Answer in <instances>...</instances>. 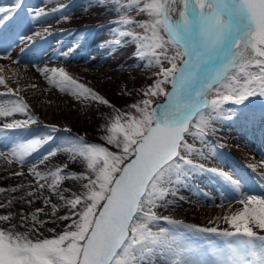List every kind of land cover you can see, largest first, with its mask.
Segmentation results:
<instances>
[{
  "label": "snow or ice",
  "instance_id": "obj_1",
  "mask_svg": "<svg viewBox=\"0 0 264 264\" xmlns=\"http://www.w3.org/2000/svg\"><path fill=\"white\" fill-rule=\"evenodd\" d=\"M90 6L111 8L117 15L135 6L138 13L147 14L148 19L139 27L150 36L132 31H119L118 36L138 42L133 51L138 58L144 56L145 48L151 50L153 59L149 62L159 68L158 78L143 92L144 99L129 106L134 113L116 109L111 117L102 139L115 150L69 136L65 138L68 143L53 147L39 160L43 164L65 153L70 161L82 158L84 172L61 174L62 168L56 167L42 173L36 165L29 167L39 189L47 184L69 208L68 215L57 219L71 223L52 237L41 238L40 228L47 221L37 213L43 209L29 215L21 212L19 225L12 212L0 214V264H264V197L247 194L242 177L202 162L215 155L208 137L217 131V124L240 121L264 125V0H129L127 5L121 0H90ZM21 7L19 3L11 8L0 7L2 49L16 43L29 46L36 38L51 35L47 29L32 35H26L25 30L30 20L46 18L66 5L61 3L48 12L40 8L34 16L18 17ZM14 20V28H9ZM134 23L124 16L113 21L114 25ZM87 38L85 33L82 39ZM41 71H50L49 82L81 103L116 107L63 68ZM2 84L4 80L0 79ZM166 84L171 85L170 91L164 87ZM125 93L130 95L126 88ZM3 95L0 116L24 113L28 108L22 100L3 99ZM160 95L165 97L164 102L153 105L152 97ZM252 98L259 101L258 105ZM38 123L31 114L24 120L6 123L0 128V142L12 134L7 130H28ZM45 127L50 131L9 142L0 148V157L10 153L24 165L26 158L60 132L55 125ZM190 139L198 141L200 147ZM62 167L68 169L70 165L64 163ZM205 175L219 178L229 191L238 193L229 202L240 203L242 210L216 218L223 219L228 228H199L157 214L158 209L178 201L190 202L179 194L182 189L193 196L204 194L195 181ZM67 179L80 182L70 196L64 194L68 189L59 187ZM12 203H0V209ZM52 208L54 215L56 205ZM162 221L172 227L162 226ZM18 227L25 230L19 231ZM200 233L224 240L220 244H198Z\"/></svg>",
  "mask_w": 264,
  "mask_h": 264
},
{
  "label": "rangeland",
  "instance_id": "obj_2",
  "mask_svg": "<svg viewBox=\"0 0 264 264\" xmlns=\"http://www.w3.org/2000/svg\"><path fill=\"white\" fill-rule=\"evenodd\" d=\"M12 1L0 4V6L4 5L6 8V5L9 7L12 3V6H15L22 0ZM27 1L30 6L29 14L32 16L40 8L48 12L61 3L69 2L70 6L46 18L30 20L25 30L26 35H32L34 32L43 33L47 29L51 35L46 33L42 39L36 38L29 46L24 43H16L7 50L0 48V79L4 80V84L0 85V94H4L3 99H20L28 106L24 113H13L7 117L0 116V128L14 120L26 119L28 114L39 121L38 124L30 125L28 130H7L12 134L8 140L0 142V148L7 147L9 142L23 141L47 133L50 130L45 126L48 125L57 126L60 132L53 134L55 139L52 142L42 146L36 153L26 158L24 165H21L18 159L10 153L0 157V188L4 189L3 192H0V203L13 202L11 207L0 209V214L12 212L15 216L14 222L19 225L21 212L29 215L36 209H43L42 213H37L38 217L47 221L40 228V232L43 234L41 238H50L55 233L63 231L66 225L71 223V221L57 219L58 216L68 215L69 208L64 201L59 199L58 195L47 187V184L44 189H39L37 179L33 173L29 172V167L36 165V170L42 173L53 171L56 167L62 168L61 174L84 172L86 167L82 158L70 161L65 153H59L43 164L39 163L41 157L53 147L68 143L65 138L69 136L83 137L88 143L100 144L110 150H115L112 145H107L106 141L102 139L106 135L105 128L111 123V117L116 115V109L134 113V110L129 106L145 98L143 92L158 78L156 73L159 68L149 62L153 59L150 49L145 48L144 56L138 58L133 55L134 49L138 48V42L131 37L118 36L119 31H132L142 37L150 36V33H145L139 27L140 22L148 19L147 14L138 13L135 6L127 12H120L117 15L111 8L90 6V0H76L74 4H71L74 0ZM121 2L127 5L129 0H121ZM77 3L79 5H75ZM65 16L67 19L62 18ZM121 16L136 23L114 25L113 21H118ZM90 23L93 27L96 23V26H100V30L94 33L95 39L91 45L88 44L86 47V43H81L84 49L83 51L78 50L74 46L78 40H81V37H75V33L71 36L70 34L75 29L82 31L80 29L82 27L84 30L80 33H84L89 29L87 24ZM54 32L63 33L61 36L55 37ZM52 35L53 38H51ZM145 43H150V41L146 40ZM76 53L79 56L77 58L73 57ZM171 54L172 50L170 49L169 55ZM164 66L167 67V63ZM51 68H63L78 83H84L93 88L116 107L109 109L96 103H81L69 92L61 90V87L49 82L52 73L50 71L45 73L41 69L50 70ZM54 78L59 79L58 76ZM164 87L171 90L170 84H166ZM125 88L130 95L125 93ZM9 89L12 90L11 93H9ZM252 99L253 104L258 105L259 101L255 98ZM152 100L153 105L160 104L164 102L165 97L160 95L152 97ZM238 122L226 121L216 125L217 131L208 137V145L215 150V155L209 156L202 162L207 167L219 168L236 176L232 172L231 162L232 159L238 160L245 163L250 170L258 171L264 180V158L253 150L254 148L249 145L247 139L242 137V128L239 127ZM65 129L71 131H64ZM210 138L214 139L215 143L209 142ZM189 142L194 143L195 147H200L198 141L194 142L190 139ZM217 147L221 148L223 152H218ZM64 163H68L70 167L63 169ZM16 173H22V175H16ZM40 183H44V181H40ZM195 183L204 194L197 193L193 196L190 191L182 189L179 194L188 197L190 202L178 201L175 205L158 209L157 214L199 228L213 226L219 229L228 228L229 225L223 219L216 221V218L232 215L236 211L242 210L243 205L240 203L229 202L238 193L229 191L219 178L211 175L198 177ZM262 184L264 185V183ZM59 187L68 189V192L64 194L70 196L71 192L80 187V182L67 179L61 181ZM248 188L247 194L264 197V193L259 195L256 186ZM29 193H34V195H29ZM46 200H50V203H46ZM52 205H56L54 215ZM210 220L216 222L210 224ZM161 225L172 227L163 221ZM49 229H54L55 232H50ZM18 230L24 231L25 229L18 227ZM203 235L206 234L200 233L196 237L198 244L204 243ZM216 237L223 239L219 236Z\"/></svg>",
  "mask_w": 264,
  "mask_h": 264
}]
</instances>
